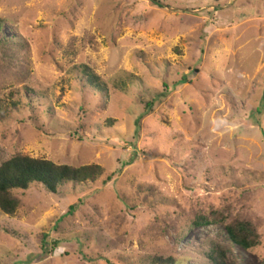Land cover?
<instances>
[{
	"label": "rangeland",
	"instance_id": "rangeland-1",
	"mask_svg": "<svg viewBox=\"0 0 264 264\" xmlns=\"http://www.w3.org/2000/svg\"><path fill=\"white\" fill-rule=\"evenodd\" d=\"M156 3L0 0L15 42L0 53V164L22 151L105 169L18 191V213L0 211V264H213L217 245L264 264V0ZM236 218L259 246L232 241Z\"/></svg>",
	"mask_w": 264,
	"mask_h": 264
},
{
	"label": "trees",
	"instance_id": "trees-1",
	"mask_svg": "<svg viewBox=\"0 0 264 264\" xmlns=\"http://www.w3.org/2000/svg\"><path fill=\"white\" fill-rule=\"evenodd\" d=\"M156 3V0H153ZM157 4V3H156ZM6 20L0 18V53L8 51L14 40L6 38L3 27ZM78 73L86 78V83L100 91H108V84L93 68L83 64ZM29 87H26L28 89ZM34 91L32 88H29ZM15 108L18 101L12 102ZM4 102L0 103V119L7 118ZM113 124V120H110ZM105 169L98 164L74 166L57 163L46 157H34L25 152H17L0 164V211L11 217L15 216L21 208L18 191H26L33 185H40L51 193H58L67 183L96 182L103 176ZM215 216V215H214ZM213 217V216H211ZM218 221L216 218L199 217L196 225H211ZM226 229L232 241L244 249H252L261 244L262 236L258 228L244 218H236L226 223ZM213 264H234L230 261L225 248L221 245L213 247L211 252ZM156 264H177L174 257L155 256Z\"/></svg>",
	"mask_w": 264,
	"mask_h": 264
}]
</instances>
